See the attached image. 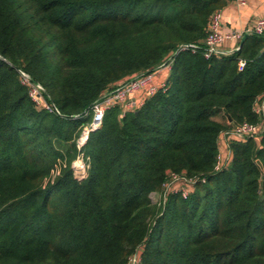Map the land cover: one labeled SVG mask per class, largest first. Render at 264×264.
Returning a JSON list of instances; mask_svg holds the SVG:
<instances>
[{
    "label": "trees",
    "instance_id": "trees-1",
    "mask_svg": "<svg viewBox=\"0 0 264 264\" xmlns=\"http://www.w3.org/2000/svg\"><path fill=\"white\" fill-rule=\"evenodd\" d=\"M228 1L0 0V264H127L137 250L139 264H264V127L231 136L216 169L225 132L264 120V34L230 55L178 52L166 89L111 108L77 147L95 101L201 43ZM171 172L197 181L157 204Z\"/></svg>",
    "mask_w": 264,
    "mask_h": 264
},
{
    "label": "built area",
    "instance_id": "built-area-1",
    "mask_svg": "<svg viewBox=\"0 0 264 264\" xmlns=\"http://www.w3.org/2000/svg\"><path fill=\"white\" fill-rule=\"evenodd\" d=\"M242 3L246 0H238ZM259 33L264 34V15L256 19L253 26L247 29L245 32H223L222 31V11L221 8L215 10L209 20L208 24V33L205 39L201 43H185L179 46V48L172 53L165 61L158 65V67L148 73H145L140 76L132 77L122 81L116 87L106 91L97 101H95L92 106L83 114L84 117L91 116V120L87 122L81 130V134L77 138V147L81 149L87 142L89 134L92 131L100 128L105 114L108 110L115 106H120L123 113H126L129 110H134L141 106L145 99L152 94L156 93L160 88L166 89V81L161 83V85H156L154 83V76L158 72H166L167 74L171 73L174 65L175 55L182 50H191L192 52H197L203 49V52L206 57H211L213 55H229L222 44L231 39H238L239 44L236 46L235 51L239 50L240 42L243 39L244 35L249 33ZM245 64V60L241 59L239 62V67L242 68ZM19 80L22 85L27 87L28 92L32 100L39 107H44L48 111L55 112V108L51 102L44 95V89L42 85L33 80L31 75L24 71L19 70ZM144 90L141 97L137 98L135 95ZM258 112H264V99L256 107ZM264 127V120L262 123H253L249 121H244L237 123L231 126V128L225 132V145L222 144V147H225L227 154L225 155L224 151H220L218 155V161L216 164V169L223 167V164L230 156V150L228 149L229 141L231 136H237L240 138H245L248 136H253ZM79 162V176H75L79 179H83L87 175V168L89 163L86 162L83 153L81 152L78 157L72 162L73 169L75 168L76 162ZM59 168L54 170L55 174L59 173ZM197 181V178L187 177L185 174L171 172L168 175L166 182L164 183V189L162 192V197L165 198L169 192H180L183 197H187L193 184ZM160 204V203H159ZM141 260L139 250L133 253L130 256L127 264H139Z\"/></svg>",
    "mask_w": 264,
    "mask_h": 264
},
{
    "label": "crops",
    "instance_id": "crops-1",
    "mask_svg": "<svg viewBox=\"0 0 264 264\" xmlns=\"http://www.w3.org/2000/svg\"><path fill=\"white\" fill-rule=\"evenodd\" d=\"M222 11V31L232 32H245L251 28L256 19L264 15V0H246L242 3L238 0H229ZM242 41V40H241ZM239 44L238 39L234 38L227 40L222 44V47L228 51V54L235 52L236 46ZM168 74L166 72H158L154 76V83L161 85L167 81ZM144 90L139 91L135 97L140 98ZM225 142L223 137L222 143Z\"/></svg>",
    "mask_w": 264,
    "mask_h": 264
},
{
    "label": "rangeland",
    "instance_id": "rangeland-1",
    "mask_svg": "<svg viewBox=\"0 0 264 264\" xmlns=\"http://www.w3.org/2000/svg\"><path fill=\"white\" fill-rule=\"evenodd\" d=\"M219 118H221L220 116H219ZM76 165V164H75ZM79 168H78V166H75V168H74V172H75V174H77L78 176H79ZM151 197H152V200L155 202V203H157V204H159V203H164L165 201H164V198L162 197V192H153L152 194H151Z\"/></svg>",
    "mask_w": 264,
    "mask_h": 264
},
{
    "label": "water",
    "instance_id": "water-1",
    "mask_svg": "<svg viewBox=\"0 0 264 264\" xmlns=\"http://www.w3.org/2000/svg\"><path fill=\"white\" fill-rule=\"evenodd\" d=\"M246 36H247V34L244 35V37H243V39H242V42L244 41V39H245ZM258 163L260 164L261 168H263V165H262V163H261L259 160H258Z\"/></svg>",
    "mask_w": 264,
    "mask_h": 264
},
{
    "label": "bare ground",
    "instance_id": "bare-ground-1",
    "mask_svg": "<svg viewBox=\"0 0 264 264\" xmlns=\"http://www.w3.org/2000/svg\"><path fill=\"white\" fill-rule=\"evenodd\" d=\"M78 165H80V163L77 161V162H76V166H78Z\"/></svg>",
    "mask_w": 264,
    "mask_h": 264
}]
</instances>
